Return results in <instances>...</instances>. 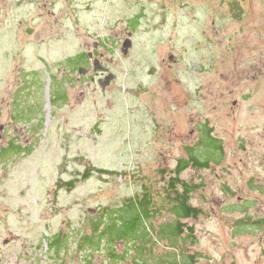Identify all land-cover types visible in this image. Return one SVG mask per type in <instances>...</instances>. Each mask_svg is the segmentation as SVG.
<instances>
[{
  "label": "rangeland",
  "instance_id": "obj_1",
  "mask_svg": "<svg viewBox=\"0 0 264 264\" xmlns=\"http://www.w3.org/2000/svg\"><path fill=\"white\" fill-rule=\"evenodd\" d=\"M192 154L209 166L178 170ZM186 190L198 211L177 218ZM144 194L139 251L94 231ZM110 249L264 264V0H0V264H115Z\"/></svg>",
  "mask_w": 264,
  "mask_h": 264
},
{
  "label": "trees",
  "instance_id": "obj_2",
  "mask_svg": "<svg viewBox=\"0 0 264 264\" xmlns=\"http://www.w3.org/2000/svg\"><path fill=\"white\" fill-rule=\"evenodd\" d=\"M85 57V56H84ZM214 139V138H213ZM212 139V140H213ZM215 143V142H213ZM212 143V145H213ZM209 144V147H213ZM215 151L221 148L220 143L217 140L216 145L214 146ZM6 155V154H4ZM201 160L196 155H191L189 159H181L178 165V170L185 169L186 167L192 165L195 167H208L209 161ZM102 172H106L105 169H100ZM86 176V174H84ZM177 203L172 205L171 211L174 212L176 217L178 218H187L192 217L198 211L195 207H192L188 202V193L187 190L185 194H182V197L175 199ZM151 204L148 202V197L144 194L142 198L136 197L127 200L118 210H113V214L106 212L101 218H96V226L97 228L94 229L95 232H98L99 228H102L100 231V235L104 238V236L108 237L109 233L110 236L108 239H105L109 242V244L113 242L122 241L126 244L129 243L132 249H136L139 251L140 243H141V231L144 234L148 235L151 232V224H146L144 222V217H152L154 214V210L150 209ZM104 223L105 225L103 226ZM168 237L171 234H174L175 237L181 234L183 231L181 223L178 221L174 226L168 225ZM98 237H91L88 234H85L83 238L79 242V247L82 248L84 246H91L95 248L97 242L95 240H99ZM113 248V246H111ZM111 250V249H110ZM110 257L114 261L115 264H125L123 262L122 256L115 252V250H111ZM137 264V263H131Z\"/></svg>",
  "mask_w": 264,
  "mask_h": 264
},
{
  "label": "water",
  "instance_id": "obj_3",
  "mask_svg": "<svg viewBox=\"0 0 264 264\" xmlns=\"http://www.w3.org/2000/svg\"><path fill=\"white\" fill-rule=\"evenodd\" d=\"M133 41L131 39V33L128 34V37L124 39V42H123V48H122V51L124 54H126L129 50V48L131 47ZM94 69L95 70H98V69H106V68H103L101 67V64L99 62V60H94ZM80 72L83 73V68H80ZM114 78L113 74L111 73H108L104 79H101L100 80V86L102 89H105L106 86H108L111 82V80ZM4 243H7V241H5Z\"/></svg>",
  "mask_w": 264,
  "mask_h": 264
},
{
  "label": "flooded vegetation",
  "instance_id": "obj_4",
  "mask_svg": "<svg viewBox=\"0 0 264 264\" xmlns=\"http://www.w3.org/2000/svg\"><path fill=\"white\" fill-rule=\"evenodd\" d=\"M131 39H132V33H131ZM94 48L93 49H91V50H88L86 53H85V55H86V57H87V61H91V60H100V59H102V54L101 53H98L97 51H98V49L100 48V46L98 45V43L97 42H95L94 43ZM101 67H103V68H106L105 66H103V65H101ZM80 68H83V73H81L80 72ZM78 70H79V73L81 74V75H83V76H88L89 75V70H90V68H89V64H88V66L87 67H84V66H82V67H80ZM96 73H100V74H105L106 72H107V68L106 69H98V70H94ZM11 119V118H10ZM14 123H15V120L12 118L11 119Z\"/></svg>",
  "mask_w": 264,
  "mask_h": 264
}]
</instances>
